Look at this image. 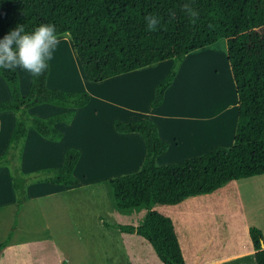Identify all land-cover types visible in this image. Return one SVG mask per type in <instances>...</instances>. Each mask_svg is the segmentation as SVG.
<instances>
[{
  "label": "trees",
  "instance_id": "trees-1",
  "mask_svg": "<svg viewBox=\"0 0 264 264\" xmlns=\"http://www.w3.org/2000/svg\"><path fill=\"white\" fill-rule=\"evenodd\" d=\"M185 0H0V39L18 25L32 31L40 24H54L57 34L66 33L78 58L84 77L99 82L156 62L171 65L153 88L149 106H158L181 62L191 51L224 39L226 60L236 94V121L229 147L214 145L204 153L165 165L155 158L167 149L148 119L123 122L113 120L118 133H137L144 144L140 168L107 180L116 207L144 205L140 225H115L123 232H134L152 247L162 264H183L171 220L150 209L154 203L174 205L184 198L210 193L222 184L264 173V0H192L199 16L192 23L182 10ZM175 13L172 18L170 13ZM161 18L155 32L146 29L144 17ZM31 76L26 95H21L16 71L0 69L10 98L0 101V111L14 114V125L0 166L9 171L15 207L26 199V184L33 181L70 186L79 150L68 147L59 167L39 168L25 173L20 155L27 127L41 137L57 141L61 133L56 122L69 123L74 109L84 106L85 91L48 88L45 78ZM49 103L68 111L38 117L29 107ZM0 241V251L8 244L12 228ZM255 264H264V242L260 230L248 227ZM261 243L263 246H261Z\"/></svg>",
  "mask_w": 264,
  "mask_h": 264
},
{
  "label": "rangeland",
  "instance_id": "rangeland-1",
  "mask_svg": "<svg viewBox=\"0 0 264 264\" xmlns=\"http://www.w3.org/2000/svg\"><path fill=\"white\" fill-rule=\"evenodd\" d=\"M59 36L61 43L49 61L53 73L59 75L55 81L51 80L52 84L73 88L72 91H85L89 96L92 94L90 109L95 107L100 115L99 120L105 121L114 114V110L109 111V107L98 105L95 95L104 93L107 85L82 79L70 37L66 33ZM72 60L79 71L76 75L73 74ZM182 62L166 100L170 104L176 100L179 110L195 114L202 108L207 115L226 106L227 114L219 125L212 123L208 128L206 124L212 121L202 124L204 126L189 124V143L202 140L229 147L234 132L231 125L236 115V105H232L235 100L234 87L226 62L224 39L192 51ZM155 65L158 67L146 66L151 68L140 73L141 78L126 79L127 88L135 89L132 100L127 101L137 106L136 116H141L139 114L144 108L149 82L158 78L166 65L170 67L171 60L157 62ZM18 69L15 71L21 79H29L27 72ZM87 113H92V110ZM84 114V111L79 113L73 128H63L64 138L61 143V146L78 145L66 147L81 149L85 151L84 154L90 150L93 153L91 157L84 156L75 168V174L73 172L78 184L56 188L33 181L26 184H32V187L28 192L25 189L26 199L18 208L13 201L1 206L0 241L13 223L15 226L6 248L0 251V264H162L145 239L134 232H123L115 228V225H140L147 209L144 205L126 209L116 207L107 180L132 170L124 171L126 165L121 161L106 168L108 165L103 160L104 152L113 145L118 146L119 142H112L111 137L104 132L107 130L106 122L93 125L89 121L84 126V133L81 132L79 122ZM93 126L101 130L95 132V138L91 128ZM30 130L32 139L28 141L24 156V167L29 169L21 171L28 173L39 168L58 166L60 156L57 151L61 146L41 143L34 137L33 129ZM131 148L133 154L136 146ZM127 168L130 169L129 166ZM91 179L97 182L85 183ZM150 209L171 220L183 264L201 263L237 253L251 248L249 226L264 229V173L228 181L213 192L186 197L178 204L154 203ZM217 264L255 263L251 256H245Z\"/></svg>",
  "mask_w": 264,
  "mask_h": 264
},
{
  "label": "crops",
  "instance_id": "crops-1",
  "mask_svg": "<svg viewBox=\"0 0 264 264\" xmlns=\"http://www.w3.org/2000/svg\"><path fill=\"white\" fill-rule=\"evenodd\" d=\"M62 34H64V33H62ZM191 53H192V51L189 52L188 54H186V56L190 55ZM74 54H75V52H74ZM185 57H184V59H185ZM75 58H76V62L78 63V65L82 71V68L80 66V63L78 61L76 54H75ZM71 62L73 63L72 64V69L74 71L73 74L75 73V75H76L77 73H79V71L77 69V65L75 64L74 60H72ZM226 62H227V60H226ZM182 64H183V62H181L179 69L181 68ZM227 64H228V62H227ZM150 65H154L151 67H158L157 65H155V63L150 64ZM145 67L146 66L140 67L138 69H135V70H132V71H129L126 73H121V74H118V75H115L112 77H108V78L98 82V83H102L104 85H107V88H106V91L104 93L101 92V93H97L95 95V102L98 105H103L106 108L109 107V109H108L109 111H110V109L112 111L114 110V114L108 116L105 119V121H103V119L99 120L100 115L97 114L98 111L95 110V107L90 109V104L93 101V95L89 93L91 96H89L88 102L84 106L74 109V114H73L69 123H64V122L59 121V122H56L54 124V127L61 133V138L59 140H57V141L47 140V139L39 136L33 130L35 132L34 137L38 141H40L41 143H46V144L54 146V147H60L61 143L63 142V138H64L63 137L64 136L63 128H67V129L73 128L74 123L77 119L76 117L79 116L80 112L84 111L85 116L83 115L82 117H80L81 120L79 122V124H80L79 130L81 132L84 133V126H85V124H89V121L93 125H95V123L101 124L103 122H106L107 130L104 132H107V135H109L111 137L110 140L112 142H119L118 146L113 145L114 147H110L104 152V159L103 160H105L107 162L106 165H108L106 168H109L110 166H114L113 164H115V162L121 161L126 165V167L124 168L125 169L124 171L132 170V172L134 170L136 171L140 168V165H141V162L143 159V155H144V144H143L141 137L137 133H133V132H131V133H118V132H116L113 128V125H112V122L115 119L123 121V122L148 119V120H151L154 122V124L156 125L158 137L167 143V149L163 153L156 156V158H155L156 165L157 164L165 165V164H169L172 162L173 163L177 162L179 160H183L185 158L197 156V155L204 153L210 147L217 145V143H207L206 141H202V140L199 141L198 143L197 142L196 143H189V124L196 123V124L202 125L204 123H209L212 121L211 123L206 124L207 128L212 123L219 125L220 120L227 115L226 109H225L226 106L222 107L218 111H216V110L212 111L211 110L212 112L205 115L206 110H204V108H202V110L199 109L198 114H195V113H192V111L189 113L187 110H185V111H183V109H182V111L179 110V106H178V103L176 100L173 101L172 104H170V102H168L166 100L167 94L170 91V89L172 88V85L175 81L174 78L177 75V72L179 71V69L176 72V75L174 76L171 84L165 89L161 103L154 108H151L149 106V102L153 96V88H154L155 84L164 77V75L166 74L165 73L166 69L169 67V65H166V67H164L162 69L163 72L158 76V78L149 82L148 94H147L146 99L144 101V108L142 109V113L139 114L141 116H136L137 113L135 111L137 110V106L134 105L132 102L127 101L129 99L132 100L133 90H135V89L127 88L125 83H126V79L128 77L133 78V79L141 78L139 76L140 73L146 72V69L151 68V67H148V68H145ZM228 67H229V65H228ZM52 68H53L52 64L49 62L48 63V71H47L46 78H45L46 87H48V88L57 87L55 89L63 88L61 90L72 91L71 89H73V88L68 89V88L62 87L60 85L56 86V84H52V82H51L52 79L55 81V78L56 79L59 78V75L57 74V72L53 73ZM18 71H19V69H18ZM229 72H230V70H229ZM162 75H163V77H162ZM17 76H18V74H17ZM230 77H231V74H230ZM82 79H85L86 81H88L84 77L83 71H82ZM30 80H31L30 74H29V79H25V80L21 79L20 75L18 76V87H19V92L21 95H26V93L28 92V89L30 86ZM229 80H230V78H228V81ZM231 82H232V87H234L233 81H231ZM234 97H235V100H234V103H232L233 106L236 105L235 91H234ZM9 98H10L9 90H8L4 80L0 77V101L8 100ZM182 106H183V104H182ZM68 110H69V108H66V107L52 105L49 103H41V104H37V105L29 107L27 111L30 114L44 118V117H47L49 115L62 113V112L68 111ZM88 110H92V113L86 114V112ZM222 113H223V115H222ZM14 120H15V117L11 111H0V154L5 150V148L8 144V140H9V137H10L13 125H14ZM233 120L234 121H232V125H231L232 130H234V127H235L236 115L234 116ZM204 125H202V126H204ZM180 127H181V129H180ZM30 128H32V127L31 126L27 127L26 137L24 139L22 151H21V155H20V169H22L23 171L29 169L28 167H24V156H25V153H26V150L28 147V141L30 138L32 139V130H30ZM91 128H92L93 135L95 138L96 137L95 132H98L101 130L99 127L96 128V126H93ZM37 137H39V138H37ZM39 139H41V140H39ZM134 145L136 146V150L132 154V148L131 147ZM66 146L79 147L78 145H71V144L62 145L59 148V150L57 151L58 155L60 156L59 157V165L57 163L58 166H55V167H59L62 164V160H63L62 151L64 152V150L66 148H68ZM91 152L92 151L90 150L87 154H84L85 151H82L80 149L79 156H78L76 163H75L73 170H72V174H73V172L75 174V168H77V166L81 163L84 156L87 155L88 157H91L93 155V153H91ZM120 154H121V158L123 157L122 159H120ZM128 166L130 167V169L127 168ZM101 178L103 179L104 177H101ZM95 182H97L96 179H91V180H87L85 183L90 184V183H95ZM43 183H46V182H43ZM47 184L50 185L49 187L53 186L56 188H59L61 186H65V185L52 184V183H47ZM77 184H78V180H77L76 184L70 185V186H75ZM30 187H32V184H29L28 186H26L27 192H28ZM12 201L14 203V195H13V191H12V187H11V183H10L9 171L5 166H0V208H1V206H4L6 203L11 204ZM258 227L257 228L260 230L261 235H262V239L264 242V229H262L260 226H258ZM4 248H6V246ZM245 256H251L253 258L252 246H251V248L243 249L242 251H239L237 253L224 255V256L217 258V259H211V260L201 262V263H196V264H217V263L232 259L234 257H245Z\"/></svg>",
  "mask_w": 264,
  "mask_h": 264
},
{
  "label": "clouds",
  "instance_id": "clouds-1",
  "mask_svg": "<svg viewBox=\"0 0 264 264\" xmlns=\"http://www.w3.org/2000/svg\"><path fill=\"white\" fill-rule=\"evenodd\" d=\"M183 12L191 18L192 23L198 19V12L192 7V0H185ZM172 18L175 13H170ZM146 29L157 31L161 24L158 15L149 14L144 17ZM61 43L54 24H40L34 30L25 31L24 26L18 25L0 39V69L15 71L22 69L33 78H39L48 68V62Z\"/></svg>",
  "mask_w": 264,
  "mask_h": 264
},
{
  "label": "water",
  "instance_id": "water-1",
  "mask_svg": "<svg viewBox=\"0 0 264 264\" xmlns=\"http://www.w3.org/2000/svg\"><path fill=\"white\" fill-rule=\"evenodd\" d=\"M261 246H263V244L261 243Z\"/></svg>",
  "mask_w": 264,
  "mask_h": 264
}]
</instances>
